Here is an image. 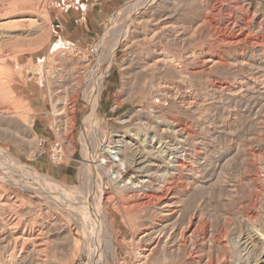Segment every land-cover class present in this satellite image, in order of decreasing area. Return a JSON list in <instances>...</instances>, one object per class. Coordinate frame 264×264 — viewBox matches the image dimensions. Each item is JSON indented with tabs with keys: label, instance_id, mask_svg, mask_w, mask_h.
<instances>
[{
	"label": "rangeland",
	"instance_id": "374dc122",
	"mask_svg": "<svg viewBox=\"0 0 264 264\" xmlns=\"http://www.w3.org/2000/svg\"><path fill=\"white\" fill-rule=\"evenodd\" d=\"M87 1L0 0V148L15 159L0 157V264L263 262L264 0H125L105 32L86 44L93 49L90 64L73 54L61 57V46L78 39L61 42L53 27L60 11ZM130 16V32L117 49ZM153 46L166 52L168 62L141 80ZM103 76L117 81V89L111 102L99 101L104 121L95 116L88 124ZM69 104L76 109L59 135L63 163L30 159L36 135L53 138L54 117ZM174 123L179 134L163 132ZM153 132L157 139L151 141L146 136ZM124 135L139 139L149 159L163 165L158 171L145 164V194L129 189L139 182L107 159ZM177 154L179 169L169 168ZM103 158L107 170L100 165ZM30 168L79 189L70 198L88 208L79 221H87L89 231L43 192ZM115 173L131 184L121 187ZM26 230H43L39 251H22L20 234ZM107 240L116 248L110 250Z\"/></svg>",
	"mask_w": 264,
	"mask_h": 264
},
{
	"label": "bare ground",
	"instance_id": "6f19581e",
	"mask_svg": "<svg viewBox=\"0 0 264 264\" xmlns=\"http://www.w3.org/2000/svg\"><path fill=\"white\" fill-rule=\"evenodd\" d=\"M138 2H139V0H137ZM137 2V3H138ZM152 2V1H151ZM150 2V3H151ZM153 3V2H152ZM136 4V3H135ZM139 4V3H138ZM137 5V4H136ZM145 5V4H144ZM135 6V5H134ZM133 7V6H132ZM137 7H138V5H137ZM137 7H135V9H133L134 11L136 10L137 11ZM141 7V6H140ZM144 7V6H143ZM146 8V7H145ZM139 11V10H138ZM132 12V11H131ZM136 14V13H135ZM132 20H133V16H130L127 20H126V22H125V24L122 26L123 28H122V31H121V34H120V37H119V39H118V41H117V43H118V45H117V49L119 48V47H121V45L123 44V42L125 41V39L127 38V36H128V34H129V32H130V29H131V23H132ZM144 23V22H143ZM156 24V23H155ZM147 25V24H146ZM149 25V24H148ZM147 25V26H148ZM153 25V24H152ZM143 26V25H142ZM155 26V25H154ZM160 26V25H159ZM159 26H157V27H159ZM171 26V25H170ZM119 27V26H118ZM142 28H144V27H142ZM146 28H148V27H146ZM140 29V28H139ZM149 29V28H148ZM162 29V28H161ZM151 30V29H150ZM160 30V29H159ZM143 31V30H142ZM141 31V32H142ZM156 31V30H155ZM154 31V32H155ZM147 32V31H146ZM153 32V33H154ZM160 32V31H159ZM146 34V33H145ZM158 35V32H156L155 33V35H153L152 36V38H155L156 36ZM151 36V35H150ZM145 37V36H144ZM148 37V36H147ZM134 38V37H133ZM150 38V37H149ZM143 40V39H142ZM141 42H143V41H141ZM141 42H139V43H141ZM145 42H147L146 40H145ZM155 42H158V41H155ZM136 43H138V42H136ZM138 43V44H139ZM153 43V42H152ZM151 43V44H152ZM159 43V42H158ZM143 44V43H142ZM150 44V45H151ZM156 44V43H155ZM144 45V44H143ZM142 47V46H141ZM160 47V46H159ZM159 47H155V46H153L152 48H150V49H148V54H147V57H145V61H146V63H144V65L143 66H141V68H140V71H141V73H142V78H141V80H145V78L146 77H148L154 70H157V69H160V67H162L163 65H165L167 62H168V57H167V54H166V52L163 50V49H159ZM114 48H115V46H114ZM112 49H113V47H112ZM140 49H142V48H140ZM145 49V48H144ZM147 49V48H146ZM115 50V49H114ZM114 50H113V53L111 54V56H109V61H110V64H108L109 66L111 65V64H113V62H114V59H115V57H116V53L114 52ZM110 51H111V49H110ZM109 51V52H110ZM142 51V50H141ZM111 53V52H110ZM109 53V54H110ZM170 53V52H169ZM144 55V54H143ZM74 56V55H73ZM142 56V55H141ZM75 57V56H74ZM76 58V57H75ZM172 58V57H171ZM77 59V58H76ZM141 60V59H140ZM172 60V59H171ZM173 61V63H174V60H172ZM105 62V61H104ZM169 62H171V61H169ZM106 63H107V61H106ZM172 63V64H173ZM174 65V64H173ZM111 67V66H110ZM107 68H109V67H107ZM166 68V67H165ZM172 69V68H171ZM164 71V70H163ZM172 71V70H171ZM105 72V71H104ZM111 72V70H109L108 71V73H110ZM161 72H162V70H161ZM109 75V74H108ZM157 76V75H156ZM104 77L105 76H103L102 78H101V81H100V83H99V86L100 87H98V85H97V87H98V95H97V100H96V97H95V95H91L92 97L94 96V100H96V102H95V104H94V102H93V104H94V106H93V109H91L90 111H92V112H90L88 115H87V118H86V123H88L89 124V121L90 120H93V118L96 116V111H97V109H98V104H99V101H100V99H101V95H102V86H103V83H104ZM147 80H148V78H146ZM170 84V83H169ZM172 84V83H171ZM145 84H144V82H143V86H144ZM142 86V85H141ZM164 86V85H163ZM162 86V87H163ZM166 86V85H165ZM175 86V85H174ZM96 87V86H95ZM96 87V88H97ZM173 88V87H172ZM146 89H147V87H146ZM168 90V89H167ZM170 90H171V88H170ZM176 90V89H175ZM95 91V90H94ZM144 91V90H143ZM169 91V90H168ZM141 92V91H140ZM159 92H162V91H160L159 90ZM164 92V91H163ZM166 92V91H165ZM172 94V93H171ZM141 98H142V100L145 102V91L141 94ZM89 101V100H88ZM91 101H93V100H91ZM92 103V102H91ZM91 108H92V106H91ZM151 108V107H150ZM69 120V119H68ZM70 121H71V119H70ZM97 122V121H96ZM164 122V121H163ZM163 122H161V123H163ZM147 123V122H146ZM165 123H167V122H165ZM93 124V123H92ZM96 124V123H95ZM94 124V125H95ZM163 125V124H162ZM161 125V126H162ZM167 125H168V123H167ZM96 126V125H95ZM31 127V126H30ZM163 127V126H162ZM166 127V126H165ZM168 128V130L166 129V128H163V132H169V129L170 130H172L174 133H178V132H180V130L179 129H177V126H175V123H174V126L173 125H169V126H167ZM97 128H98V126H97ZM181 128V127H180ZM160 129H162V128H160ZM166 129V130H165ZM10 130V129H9ZM11 130H12V128H11ZM29 130V129H28ZM101 130V127H100V129H99V131ZM186 130V129H185ZM16 131V130H15ZM20 131V130H19ZM87 131V130H86ZM182 131V130H181ZM184 131V130H183ZM102 132V131H101ZM171 132V131H170ZM17 133V132H16ZM88 133V132H87ZM125 133V132H124ZM153 134H154V132H153ZM166 134V133H165ZM179 134V133H178ZM131 135V134H130ZM136 135V134H135ZM158 135V134H157ZM160 135V134H159ZM162 135V134H161ZM172 135V134H171ZM133 136V135H132ZM137 136L138 137H140V135L137 133ZM166 136V135H165ZM165 136H162V138L163 137H165ZM183 136H184V134H183ZM146 137H149L150 139H151V141H154L155 139H157L156 138V136H155V134L154 135H152L151 137L150 136H146ZM169 137V136H168ZM176 137V136H175ZM160 138H161V136H160ZM160 138H158V139H160ZM167 138V137H166ZM170 139H172V138H170ZM86 140V139H85ZM139 139H133L132 141H130V140H128V138H126L125 137V135H124V137H121L120 139H118L117 141H116V143H115V146L114 147H112V149H111V153H110V156L107 158L108 160H109V163H112V165L114 164V165H121L122 164V167H123V169H124V173H125V175L126 176H128V178H130L131 180L132 179H135L137 182H139V184L141 185H137V187H129V189H140V191L141 192H145V187H146V185H145V164H148V165H146V166H148V167H153V168H156L158 171L159 170H161V169H164L162 166L163 165H161L160 164V162H159V160H157V159H155V160H151V159H149V157L142 151L143 149L141 148V145L140 144H138V141ZM144 140H145V138H144ZM167 140V139H166ZM147 141V140H146ZM150 141V142H151ZM160 142H161V140H159ZM148 142H149V140H148ZM146 143V142H145ZM143 144H144V142H143ZM148 144H151V143H148ZM161 145H162V143H160ZM168 144V143H167ZM162 146H164V148H165V144L164 145H162ZM169 146V145H168ZM172 146V145H171ZM174 146V145H173ZM170 147V146H169ZM146 148V147H145ZM147 148H148V146H147ZM161 148V147H160ZM168 148V147H167ZM176 148V147H175ZM151 149H153V148H151ZM88 150V149H87ZM148 150V149H147ZM159 150V149H158ZM162 150V149H161ZM160 150V151H161ZM167 150V149H166ZM145 151V150H144ZM155 151V150H154ZM160 151H158V154H160L161 155V153H159ZM172 151V150H171ZM180 151V150H179ZM178 151V152H179ZM157 152V151H156ZM162 152V154H163V150L161 151ZM88 153H89V151H88ZM147 153V152H146ZM166 153V152H165ZM169 153V152H168ZM181 153V152H180ZM128 154L132 157V158H129L130 156H128ZM153 154H157V153H153ZM167 154V153H166ZM108 155V154H107ZM146 155V156H145ZM149 155V154H148ZM171 155H173V152L171 153ZM170 155V156H171ZM178 155V154H177ZM155 156V155H154ZM162 156H165V155H162ZM175 156V155H174ZM0 157L2 158H5V159H7L8 161H10V162H14L15 163V159H14V157L10 154V153H8L7 151H5L4 149H1L0 148ZM167 157V156H166ZM90 158H91V156H90ZM90 158H89V160H90ZM130 159H132V160H130ZM174 160H172L171 161V163L173 164V166L172 167H169V168H176V167H178V165H179V159H180V156L178 155V156H175L174 158H173ZM184 159H185V156H184ZM108 160H106V158H103L102 159V163L100 164L101 165V167H103V166H105V167H103L104 169H106L107 168V165H108ZM169 161V160H168ZM101 162V161H100ZM17 163V162H16ZM163 163V162H162ZM128 164V166H125V165H127ZM168 164V163H167ZM14 165V164H13ZM90 165H91V163H90ZM110 165V164H109ZM133 165V166H132ZM170 165V164H169ZM181 165V164H180ZM17 167V166H16ZM110 167V166H109ZM18 168H19V166H18ZM23 168H24V166H23ZM21 169V168H20ZM113 169V168H112ZM117 169H119V168H117ZM166 169V168H165ZM176 169H179V168H176ZM107 170V169H106ZM152 170V169H151ZM155 170V169H154ZM23 171V170H22ZM86 171V170H85ZM147 171V170H146ZM178 171V170H177ZM111 172V171H110ZM114 172V171H113ZM112 172V173H113ZM116 172V171H115ZM148 172V171H147ZM170 172H172V171H170ZM176 172V171H175ZM175 172L173 171V173L175 174ZM31 174V175H35V176H39V177H37V180L39 179V182L41 181V187H43L42 188V190H43V192H46L47 193V195L49 196V197H51L53 200H54V202H55V204L56 203H58V204H60L63 208H67V209H69L70 210V214H73L74 216V219L76 220V222H77V224L78 225H81V227H82V229H84V230H87V229H85V227H87L88 225L86 224V222L84 223H80V221L79 220H81V218L82 219H85V218H83V216H84V214L86 213V212H88L87 210H88V208L85 206V204L84 203H76V204H74L73 202H72V200H71V196H73L74 197V195H75V193H77V192H79V189L77 188V187H74V186H68V187H66L65 185H63V184H61L58 180H55V179H51V177L49 178V177H47V176H42V175H40L39 173H37L35 170H33V169H29L28 170V174ZM108 173V172H107ZM152 173V172H151ZM156 173V172H155ZM167 173H169L168 171H166V173L164 174L163 172H162V174L164 175V176H166L167 175ZM86 174H87V172H86ZM91 174V173H90ZM116 175H114L112 178H114V181H117L116 183L118 184V183H120L119 185L121 186V187H125L126 185H130L129 183H126V184H123V182L122 181H124V180H122L121 181V174H119V173H115ZM170 174V173H169ZM88 175V174H87ZM136 175V177H134ZM156 175V174H155ZM162 175V176H163ZM163 176V177H164ZM168 176V175H167ZM171 176V175H170ZM125 177V176H124ZM174 177V176H173ZM152 178H153V176H152ZM162 178V177H161ZM169 178H171V177H169ZM124 179H126V178H124ZM156 179V178H155ZM126 180H128V179H126ZM134 181V180H133ZM165 181V180H164ZM135 182V181H134ZM124 183H125V181H124ZM161 184V183H160ZM99 185V184H98ZM132 185H134L133 183H132ZM136 185H134V186H136ZM102 186H103V184H102ZM121 187H119V188H121ZM162 187V186H161ZM127 188V187H126ZM101 189V188H100ZM99 189V190H100ZM123 189V188H122ZM98 190V191H99ZM97 191V190H96ZM131 192V191H130ZM138 192V191H137ZM140 192V193H141ZM149 192H151V191H149ZM101 190H100V196H101ZM148 193V192H147ZM80 194V193H79ZM145 194V193H144ZM138 195V194H137ZM142 195V194H141ZM139 196H140V194H139ZM149 196V195H148ZM152 196V195H151ZM48 197V198H49ZM99 197V196H98ZM137 197V196H136ZM76 197H74V199H75ZM100 198V197H99ZM151 199V198H150ZM149 200V199H148ZM150 201V200H149ZM53 202V203H54ZM99 202H102L101 201V199L99 200ZM98 202V203H99ZM95 203V202H94ZM102 206H100V208H101ZM96 208H97V206H96ZM95 208V209H96ZM166 208V207H165ZM102 209V208H101ZM100 209H98V213L100 212V213H103V217L107 220V221H109L108 220V216H107V213L103 210V211H99ZM94 211V210H93ZM89 212L90 213H92L91 212V210H90V207H89ZM97 212V211H96ZM90 213H88V214H90ZM97 213V214H98ZM99 213V214H100ZM171 214V213H170ZM101 215V214H100ZM98 218V217H97ZM101 219V218H100ZM85 221V220H84ZM101 221H102V219H101ZM100 221V222H101ZM99 222V223H100ZM104 222V221H103ZM105 223V222H104ZM104 223H102V224H104ZM109 223V222H108ZM92 225V224H91ZM106 225V224H105ZM94 225H92V227H93ZM97 226V225H96ZM100 226H101V224H100ZM27 227V226H26ZM29 227V226H28ZM99 227V226H98ZM88 228V227H87ZM95 228V227H94ZM31 229H32V227H31ZM35 230V229H34ZM38 230V229H37ZM91 230V229H90ZM101 230H103V226H102V228H100V231ZM87 231H89V230H87ZM92 231V230H91ZM94 231V230H93ZM84 232H86V231H84ZM16 231H13V230H11V232L9 233V234H12L13 236L15 235H18V233H16ZM95 233H97V229H96V231H95ZM101 233H103V232H100V234ZM83 234H86V233H83ZM87 234H88V232H87ZM89 234H90V232H89ZM100 234L98 235V238H99V236H100ZM20 235H22L23 236V240H22V242H21V248H22V251H24V252H26V253H28V252H34V251H39L40 249H41V245H38V246H36V244L37 243H39L40 241L39 240H37L38 238H40L41 236H43L44 234H43V230H41V231H38V232H36V231H25V232H23V233H21ZM92 236H93V234H91ZM96 235V234H95ZM108 235V234H107ZM84 236V235H83ZM91 236V237H92ZM85 237H86V235H85ZM88 237V236H87ZM97 237V236H96ZM153 237V236H152ZM93 238V237H92ZM97 238V239H98ZM19 238H17V240H18ZM85 239H87V238H85ZM96 239V238H95ZM101 239V238H100ZM103 239H104V236H103ZM88 241V240H87ZM91 241H95V240H93V239H91ZM99 241V240H98ZM100 242V241H99ZM105 242V241H104ZM91 243V242H90ZM94 243V242H93ZM93 243H91V244H89L90 246L91 245H93ZM243 244V243H242ZM106 245H107V247L111 250H113L114 248H116L115 247V243L113 242V241H111V240H107V242H106ZM245 245V244H244ZM86 246V245H85ZM88 246V245H87ZM250 246V245H249ZM256 246V245H255ZM93 247H94V245H93ZM247 247V246H246ZM251 247H252V245H251ZM258 247V246H257ZM103 248V247H102ZM153 248V247H152ZM156 248V247H155ZM155 248H153V250L155 249ZM101 249V248H100ZM247 249V248H246ZM254 249V248H253ZM90 250V249H89ZM150 250V249H149ZM252 250V249H251ZM255 250H256V248H255ZM102 251V250H101ZM109 251V250H108ZM144 251V253L146 252L145 250H143ZM253 251V250H252ZM89 252V251H88ZM116 252V251H115ZM90 253V252H89ZM101 253H104L103 251L101 252ZM141 253V252H140ZM139 253V254H140ZM152 253H154V252H152ZM94 254H96L95 252H94ZM148 254H149V252H148ZM98 255V254H97ZM142 255H143V253H142ZM141 255V256H142ZM259 255V254H258ZM90 256H91V254H90ZM105 256H107V255H105ZM260 256H262V255H260ZM100 257V256H99ZM102 257V256H101ZM146 257H148L147 256V254L145 255V256H143V258H146ZM256 257H258V256H256ZM98 258V257H97ZM260 258V257H259ZM141 259H142V257H141ZM99 260V259H98ZM98 260H97V262H98ZM260 260V259H259ZM96 261V260H95ZM256 263H258V262H256ZM258 264H264V261L263 262H261V263H258Z\"/></svg>",
	"mask_w": 264,
	"mask_h": 264
},
{
	"label": "crops",
	"instance_id": "0c3cea01",
	"mask_svg": "<svg viewBox=\"0 0 264 264\" xmlns=\"http://www.w3.org/2000/svg\"><path fill=\"white\" fill-rule=\"evenodd\" d=\"M125 0H89L83 7H72L60 11L53 21L55 35L61 42L81 40L84 44H94L108 27L113 12ZM113 14V15H112ZM55 24H57L55 26ZM117 89V81L106 78L102 87L101 102H108ZM111 102V101H109ZM102 103V104H103ZM104 105H99L96 117L104 121Z\"/></svg>",
	"mask_w": 264,
	"mask_h": 264
},
{
	"label": "built area",
	"instance_id": "2783aa9c",
	"mask_svg": "<svg viewBox=\"0 0 264 264\" xmlns=\"http://www.w3.org/2000/svg\"><path fill=\"white\" fill-rule=\"evenodd\" d=\"M61 57H66L69 54H73L77 59L86 64L91 63L92 50L89 45H86L77 40V42H69L61 46L59 49ZM61 110L54 117L53 125L50 126V131L53 132V138H50L44 134H37L34 150L30 154V159L37 161L40 159H46L52 166H59L64 161V148L62 142L59 140L61 127L66 125L68 121V115L75 111L76 106L73 104L61 105ZM59 124V126H58ZM62 124V125H61Z\"/></svg>",
	"mask_w": 264,
	"mask_h": 264
}]
</instances>
